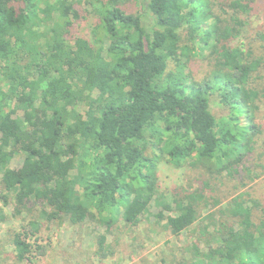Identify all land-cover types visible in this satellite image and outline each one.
Returning <instances> with one entry per match:
<instances>
[{
  "label": "trees",
  "instance_id": "trees-1",
  "mask_svg": "<svg viewBox=\"0 0 264 264\" xmlns=\"http://www.w3.org/2000/svg\"><path fill=\"white\" fill-rule=\"evenodd\" d=\"M259 1L91 0V44L70 35L79 0H0V201L24 222L8 259L46 256L30 241L42 227L90 222L102 263L154 216L193 241L169 264H264V205L246 189L264 134V32L248 40ZM164 156L208 181L161 191Z\"/></svg>",
  "mask_w": 264,
  "mask_h": 264
},
{
  "label": "rangeland",
  "instance_id": "rangeland-1",
  "mask_svg": "<svg viewBox=\"0 0 264 264\" xmlns=\"http://www.w3.org/2000/svg\"><path fill=\"white\" fill-rule=\"evenodd\" d=\"M79 1L80 15L78 14L79 17L77 18L72 17L74 22L70 28L71 38L73 40L83 38L94 44L93 29L97 25L98 17L92 10L91 0ZM143 20L147 26L152 27L153 20L150 15H143ZM253 21L255 27L251 29L248 40L255 36L257 30L264 32V0L259 1V12ZM248 40L246 39L245 42ZM246 47L248 46L246 45ZM191 71L193 77L198 80L203 79L207 75L206 62L197 58L191 64ZM218 110L217 105L212 106V111L215 114H218ZM22 114L23 112L19 111L16 116L20 117ZM258 117L264 128V107ZM20 157L13 161L12 167L14 169H20L22 164ZM166 158V156L162 158L157 169L161 191L167 193L174 187L189 184L199 187L208 181L209 175L204 173L205 169L189 166L178 168L167 162ZM247 164L253 167L254 172L260 177L246 189L264 205V134L257 143V150L251 155ZM224 182L226 183H212L213 188L218 192H227L229 187L232 188L230 186L231 181ZM2 212L4 215H8V218L2 221L0 215V264H14L11 259L5 256V254H11L13 251V247L5 242V236L10 230H19L24 222L20 220L21 218H14L11 214L12 207H3L0 201V213ZM163 224L164 222L157 223L154 216L145 217L141 224L132 230V234H124L120 237L115 254L102 263L98 262L94 255L97 234L95 229L98 230L99 226L88 222L76 228L68 224L60 228L42 227L36 235L30 237V241L33 243L35 239H38L39 244L47 246V255L44 257L34 256L29 263L25 264H169L184 254L183 249L191 245L193 241L189 238V232H184L180 237L172 236L163 228ZM201 247L204 249L203 242Z\"/></svg>",
  "mask_w": 264,
  "mask_h": 264
}]
</instances>
